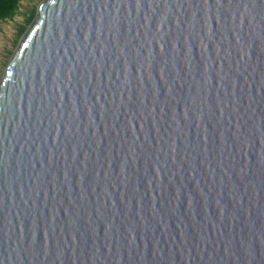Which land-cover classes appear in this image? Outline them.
<instances>
[{
  "label": "water",
  "instance_id": "water-1",
  "mask_svg": "<svg viewBox=\"0 0 264 264\" xmlns=\"http://www.w3.org/2000/svg\"><path fill=\"white\" fill-rule=\"evenodd\" d=\"M0 264H264V0H41L0 77Z\"/></svg>",
  "mask_w": 264,
  "mask_h": 264
},
{
  "label": "rangeland",
  "instance_id": "rangeland-1",
  "mask_svg": "<svg viewBox=\"0 0 264 264\" xmlns=\"http://www.w3.org/2000/svg\"><path fill=\"white\" fill-rule=\"evenodd\" d=\"M40 1L20 0L16 13L12 17H6L0 20V77L6 62L23 32H17L19 25L24 24L25 29L30 24L33 17L30 19H27V17L31 11L34 16L36 7Z\"/></svg>",
  "mask_w": 264,
  "mask_h": 264
},
{
  "label": "trees",
  "instance_id": "trees-1",
  "mask_svg": "<svg viewBox=\"0 0 264 264\" xmlns=\"http://www.w3.org/2000/svg\"><path fill=\"white\" fill-rule=\"evenodd\" d=\"M20 0H0V20L6 17H12L18 8ZM33 17V12L31 11L27 17L30 19ZM25 25L20 24L18 27V33L24 30Z\"/></svg>",
  "mask_w": 264,
  "mask_h": 264
}]
</instances>
